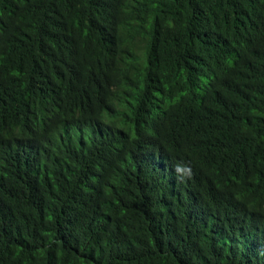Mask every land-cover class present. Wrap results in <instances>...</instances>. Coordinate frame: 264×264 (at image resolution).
I'll use <instances>...</instances> for the list:
<instances>
[{
    "label": "trees",
    "instance_id": "obj_1",
    "mask_svg": "<svg viewBox=\"0 0 264 264\" xmlns=\"http://www.w3.org/2000/svg\"><path fill=\"white\" fill-rule=\"evenodd\" d=\"M0 264H264V0H0Z\"/></svg>",
    "mask_w": 264,
    "mask_h": 264
}]
</instances>
